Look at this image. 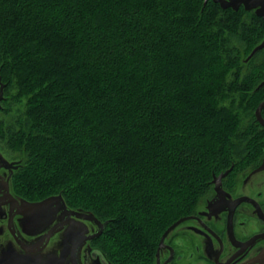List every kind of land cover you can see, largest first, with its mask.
<instances>
[{
  "label": "trees",
  "instance_id": "1",
  "mask_svg": "<svg viewBox=\"0 0 264 264\" xmlns=\"http://www.w3.org/2000/svg\"><path fill=\"white\" fill-rule=\"evenodd\" d=\"M263 35L254 10L213 0H0L16 187L62 195L126 242L161 235L243 153L232 108Z\"/></svg>",
  "mask_w": 264,
  "mask_h": 264
},
{
  "label": "flooded vegetation",
  "instance_id": "2",
  "mask_svg": "<svg viewBox=\"0 0 264 264\" xmlns=\"http://www.w3.org/2000/svg\"><path fill=\"white\" fill-rule=\"evenodd\" d=\"M254 63L252 90L232 108L238 161L214 174L193 214L139 243L106 233L107 221L73 216L90 213L65 200L54 212L36 207L50 197L16 187L21 162L0 140V264H264V35Z\"/></svg>",
  "mask_w": 264,
  "mask_h": 264
},
{
  "label": "water",
  "instance_id": "3",
  "mask_svg": "<svg viewBox=\"0 0 264 264\" xmlns=\"http://www.w3.org/2000/svg\"><path fill=\"white\" fill-rule=\"evenodd\" d=\"M215 3H218L221 5L223 9H228L231 8L233 10H239L241 6H244L246 10H253L258 7L261 8L260 12L257 14L262 16L264 18V0H213ZM258 51V48L255 50V52ZM3 99V93L1 92L0 94V103ZM0 109H1V104H0ZM221 178V177H220ZM220 178L218 180L220 181ZM65 207L64 204V199L61 196H53L50 197L41 203L36 204V207L40 208L41 210H47V209H54L55 207ZM54 212V210H53ZM72 215L80 218V219H88V220H93L96 222H99L98 219L92 215V214H84V213H78V212H72ZM179 224V222H178ZM178 224L173 225L165 235L170 233ZM5 264V263H1Z\"/></svg>",
  "mask_w": 264,
  "mask_h": 264
},
{
  "label": "rangeland",
  "instance_id": "4",
  "mask_svg": "<svg viewBox=\"0 0 264 264\" xmlns=\"http://www.w3.org/2000/svg\"><path fill=\"white\" fill-rule=\"evenodd\" d=\"M256 53H257V52H256ZM254 56H255V55H254ZM254 56H253V57H254ZM254 64H255V63H254ZM254 64H253V65H254ZM253 65H252V66H253ZM0 104H2V101H1V103H0ZM1 107H2V105H1ZM58 196H61V197H63L62 195H58ZM122 239H124V238H122ZM124 241H125V240H124Z\"/></svg>",
  "mask_w": 264,
  "mask_h": 264
}]
</instances>
